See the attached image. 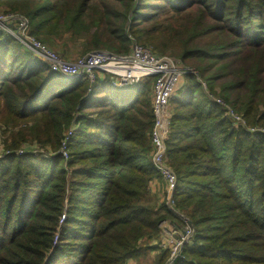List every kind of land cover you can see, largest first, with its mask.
Returning <instances> with one entry per match:
<instances>
[{
    "label": "trees",
    "instance_id": "obj_1",
    "mask_svg": "<svg viewBox=\"0 0 264 264\" xmlns=\"http://www.w3.org/2000/svg\"><path fill=\"white\" fill-rule=\"evenodd\" d=\"M0 11L63 54L127 55L138 43L198 72L169 106L176 216L150 193L162 179L151 79H67L0 32V115L23 126L0 159V264H129L180 217L194 233L174 264H264V0H0ZM216 89L245 126L224 116Z\"/></svg>",
    "mask_w": 264,
    "mask_h": 264
},
{
    "label": "built area",
    "instance_id": "obj_2",
    "mask_svg": "<svg viewBox=\"0 0 264 264\" xmlns=\"http://www.w3.org/2000/svg\"><path fill=\"white\" fill-rule=\"evenodd\" d=\"M2 15H0V32L15 38L26 51L44 62L50 72L71 80L87 79L90 83H93L98 75H108L113 80V84L119 88L134 85L147 78L153 80L151 103L154 124L151 130V160L153 167L165 183L166 202L172 204L176 177L167 165L165 145L170 120V100L187 75L197 74L184 67L181 61L167 56H157L139 45L133 46L127 55L95 51L69 62L34 38H30L27 31L29 29L27 18L20 15H18L20 17H14L17 16L16 14ZM199 81L206 89V84L200 79ZM214 102L224 108V116L230 118L236 127L245 126V121L233 112L230 105L220 98H215ZM74 130L75 128L71 127L62 142L60 152L66 158V145ZM37 152L40 153V151ZM184 222L183 231L179 234L174 233L171 228L167 229L169 226L165 222L163 226L161 225V233L166 235L167 248L170 251L166 264H174L176 260L183 258V248L194 233L187 222Z\"/></svg>",
    "mask_w": 264,
    "mask_h": 264
},
{
    "label": "rangeland",
    "instance_id": "obj_3",
    "mask_svg": "<svg viewBox=\"0 0 264 264\" xmlns=\"http://www.w3.org/2000/svg\"><path fill=\"white\" fill-rule=\"evenodd\" d=\"M136 1V0H135ZM2 12L0 11V15L3 16L1 14ZM17 16H14V17H20L18 16V14H16ZM24 17V16H22ZM29 32V35H30V38H34L36 41L40 42L41 44L45 45L46 47H48L50 50H52L53 52H55L57 55H59L61 58H63L64 60L66 61H69V62H73L75 60H77L78 58H81L82 56H85L84 54L83 55H80L78 54V50L79 49H76V48H72V49H69V53L68 54H63L59 49H54L52 47H49L47 46L46 44L42 43L41 41L37 40L34 36L31 35V30H30V24H29V29L27 30ZM60 44L62 43V41L59 42ZM20 45V43H19ZM135 45H139L138 43H133L132 44V47L135 46ZM21 46V45H20ZM140 46V45H139ZM131 47V48H132ZM143 47V46H142ZM22 49H24L22 46H21ZM146 49L149 50V48L147 47H144ZM25 50V49H24ZM26 51V50H25ZM103 51V50H101ZM28 52V51H27ZM152 53V51H150ZM166 56V55H164ZM168 57H175L174 55H171V54H167ZM176 59H178L177 57H175ZM179 60V59H178ZM183 66L186 67L183 63ZM188 68V67H186ZM190 69L192 72L194 73H198L194 68H188ZM50 71V70H49ZM74 80H77V79H74ZM153 83V80H151V84ZM178 91V90H177ZM217 91V96H214L212 97L213 100L215 98H220V96L218 95L219 93V90L216 89ZM222 99V98H220ZM234 113H236L234 110H233ZM21 128H23L22 125H14L12 123V125H6L5 122L3 121V119L1 118V115H0V159H3L5 156H8V155H11L9 153H11V150H9L10 148L7 147V141H9V136L11 135V133H13L14 131H18L20 130ZM251 130V129H250ZM31 144H22L21 147H20V150L17 151V152H21L23 151L25 148H27L28 146H30ZM34 146H36L34 144ZM37 148V147H36ZM37 151H40L41 153L40 154H43V156L45 154L48 155V149H47V152H45L44 150H42V148H38ZM68 153V152H67ZM22 154V153H21ZM63 156V155H62ZM64 158H66L65 156H63ZM67 158H68V154H67ZM165 185V184H164ZM163 197V195H162ZM164 202L166 204V206L173 212L174 215L176 216H179L178 214H176V210L173 209V201H172V204H168V202H166V193H164ZM63 218V217H62ZM62 218H61V221H62ZM180 219H182L183 221H185L183 218L180 217ZM166 225L169 226V224H171L170 222L166 221L165 222ZM162 226H163V223H162ZM167 229H169V227H167ZM172 234V233H170ZM163 236H166L164 233H159V239H162ZM163 240V239H162ZM190 240V239H189ZM158 243V246H155L154 249H152L147 255H144V256H138L137 258H134L132 260L129 261V264H154L155 261L157 260V254L159 253L160 250H163L162 247H164V245H162V243L160 241L157 242ZM168 253H170L169 250H167ZM169 256V254H168ZM61 263V262H60ZM59 263V264H60ZM55 264V262H54ZM166 264V263H165Z\"/></svg>",
    "mask_w": 264,
    "mask_h": 264
},
{
    "label": "crops",
    "instance_id": "obj_4",
    "mask_svg": "<svg viewBox=\"0 0 264 264\" xmlns=\"http://www.w3.org/2000/svg\"><path fill=\"white\" fill-rule=\"evenodd\" d=\"M164 181L161 180H155L154 182L151 183V187H150V193L152 195H155L156 198H159V201L162 202L164 201V193L166 191V186L164 185ZM163 195V197H162ZM174 224H169V228H171L174 233L179 234L180 232L183 231V227L182 226H175ZM163 239V240H162ZM157 241H152L151 246L155 247L158 246V241H160L162 243V245H164V247H162L163 250H168V239L166 238V236H163V238Z\"/></svg>",
    "mask_w": 264,
    "mask_h": 264
},
{
    "label": "water",
    "instance_id": "obj_5",
    "mask_svg": "<svg viewBox=\"0 0 264 264\" xmlns=\"http://www.w3.org/2000/svg\"><path fill=\"white\" fill-rule=\"evenodd\" d=\"M186 222H187V224L193 229L192 223L189 222V221H186Z\"/></svg>",
    "mask_w": 264,
    "mask_h": 264
}]
</instances>
